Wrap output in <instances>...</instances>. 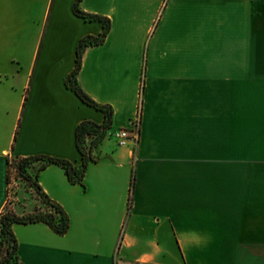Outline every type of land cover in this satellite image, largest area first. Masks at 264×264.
Segmentation results:
<instances>
[{
    "label": "crops",
    "instance_id": "1",
    "mask_svg": "<svg viewBox=\"0 0 264 264\" xmlns=\"http://www.w3.org/2000/svg\"><path fill=\"white\" fill-rule=\"evenodd\" d=\"M74 1L0 0V212L7 160L78 165L76 126L104 121L64 84L78 41L102 31L73 14ZM80 9L111 23L84 51L78 82L111 107L112 124L83 185L57 165L37 173L69 228L13 224L22 264H264V0H81ZM120 129L123 145L112 136ZM31 199L12 211L42 207Z\"/></svg>",
    "mask_w": 264,
    "mask_h": 264
},
{
    "label": "trees",
    "instance_id": "2",
    "mask_svg": "<svg viewBox=\"0 0 264 264\" xmlns=\"http://www.w3.org/2000/svg\"><path fill=\"white\" fill-rule=\"evenodd\" d=\"M81 0H75L72 5V12L75 16L87 21H98L102 25V31L97 36H85L81 38L75 49V65L73 70L65 78V87L71 90L81 102L104 114L102 124H96L89 120L80 122L75 128V146L80 154L81 162L75 165L65 159L48 156L35 155L29 157H15L7 160L9 182L10 170L12 165L18 175L26 181L41 200L42 207L35 210L32 214L18 216L13 212H0V264H22L17 254V240L12 231L13 224H29L43 222L57 235H64L69 228V218L65 211L55 202L51 201L41 190L37 183V173L48 165L61 167L67 180L71 184L83 185V179L87 166L95 161L92 150L97 147L105 138L107 131L112 124L113 111L108 105H101L89 97L81 88L78 82V74L81 68L82 56L89 47L99 46L104 43L109 31L110 20L101 16L83 12L80 9ZM35 162L40 163L34 175L30 174L29 169Z\"/></svg>",
    "mask_w": 264,
    "mask_h": 264
},
{
    "label": "rangeland",
    "instance_id": "3",
    "mask_svg": "<svg viewBox=\"0 0 264 264\" xmlns=\"http://www.w3.org/2000/svg\"><path fill=\"white\" fill-rule=\"evenodd\" d=\"M34 194H35L34 190L29 186V184L26 183V181L24 179H22L18 175V173L15 169V166L12 165L11 170H10V176H9L7 204L3 208L2 212H4V213L13 212L12 208L14 206H16L17 209H19V211H20L21 206H27V205L31 204L30 203V202H32L31 198L33 197ZM18 200H20L21 202L18 203ZM23 200L25 202L29 201V203H23ZM39 208L40 207H36L35 210H37ZM32 213H29V214H32ZM26 215H28V214H26Z\"/></svg>",
    "mask_w": 264,
    "mask_h": 264
},
{
    "label": "built area",
    "instance_id": "4",
    "mask_svg": "<svg viewBox=\"0 0 264 264\" xmlns=\"http://www.w3.org/2000/svg\"><path fill=\"white\" fill-rule=\"evenodd\" d=\"M112 136L117 140L119 145L125 144V141L129 139V130L128 129H120L112 133Z\"/></svg>",
    "mask_w": 264,
    "mask_h": 264
}]
</instances>
